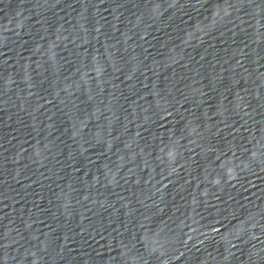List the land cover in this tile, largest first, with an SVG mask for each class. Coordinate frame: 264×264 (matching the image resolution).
<instances>
[{
    "label": "water",
    "instance_id": "1",
    "mask_svg": "<svg viewBox=\"0 0 264 264\" xmlns=\"http://www.w3.org/2000/svg\"><path fill=\"white\" fill-rule=\"evenodd\" d=\"M0 264H264V0H0Z\"/></svg>",
    "mask_w": 264,
    "mask_h": 264
}]
</instances>
